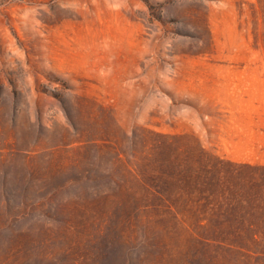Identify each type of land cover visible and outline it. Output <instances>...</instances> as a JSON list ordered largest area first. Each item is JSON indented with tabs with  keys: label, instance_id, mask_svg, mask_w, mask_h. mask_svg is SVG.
Wrapping results in <instances>:
<instances>
[{
	"label": "rangeland",
	"instance_id": "rangeland-1",
	"mask_svg": "<svg viewBox=\"0 0 264 264\" xmlns=\"http://www.w3.org/2000/svg\"><path fill=\"white\" fill-rule=\"evenodd\" d=\"M0 264H264V0H0Z\"/></svg>",
	"mask_w": 264,
	"mask_h": 264
},
{
	"label": "crops",
	"instance_id": "crops-1",
	"mask_svg": "<svg viewBox=\"0 0 264 264\" xmlns=\"http://www.w3.org/2000/svg\"><path fill=\"white\" fill-rule=\"evenodd\" d=\"M231 81H234V78H231ZM238 96H243V97H246V95H245V94H241V93H239V94H238Z\"/></svg>",
	"mask_w": 264,
	"mask_h": 264
}]
</instances>
